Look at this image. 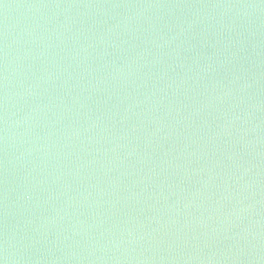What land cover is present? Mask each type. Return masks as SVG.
<instances>
[{
  "label": "water",
  "instance_id": "obj_1",
  "mask_svg": "<svg viewBox=\"0 0 264 264\" xmlns=\"http://www.w3.org/2000/svg\"><path fill=\"white\" fill-rule=\"evenodd\" d=\"M0 264H264V0H0Z\"/></svg>",
  "mask_w": 264,
  "mask_h": 264
}]
</instances>
